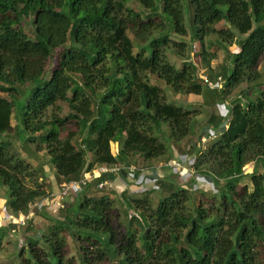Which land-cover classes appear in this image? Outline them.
<instances>
[{"label": "trees", "instance_id": "16d2710c", "mask_svg": "<svg viewBox=\"0 0 264 264\" xmlns=\"http://www.w3.org/2000/svg\"><path fill=\"white\" fill-rule=\"evenodd\" d=\"M189 32L206 64L209 36L236 50L218 72L199 79L190 61L180 58L176 68L167 58L169 48L179 57L187 49L171 35L183 39ZM51 59L56 64L50 78L35 85ZM262 61L264 0H0V185L6 190L0 193L1 212L37 211L32 206L49 197L47 163L59 193L62 184L101 166L117 167L124 179L138 159L144 165H135L136 171L156 177L151 189L118 191L124 214L117 225L122 215L114 200L92 189L111 177L91 175L70 201L64 199V207L56 206V216L42 214L50 225L41 234L33 231L25 247L18 240L20 263L264 264ZM26 83L33 88L25 97L19 87ZM243 84L247 88L228 103ZM163 87L178 95L207 93L216 109L225 102L227 112H210L205 125H195L200 110L168 102ZM19 101L16 139L32 145L21 150L36 167L13 147L11 117ZM60 103L67 114L61 115ZM211 132L215 137L202 146L200 138ZM189 137L190 150L181 146ZM161 160H178L188 172L179 176L172 168L164 174L157 167ZM249 163L252 171L245 174ZM204 182L213 196L196 203V190L205 197ZM110 184L105 186L115 189ZM160 189L167 194L154 207L146 193ZM16 227H0V252L6 233ZM68 238L77 245L76 258L68 257Z\"/></svg>", "mask_w": 264, "mask_h": 264}, {"label": "rangeland", "instance_id": "374dc122", "mask_svg": "<svg viewBox=\"0 0 264 264\" xmlns=\"http://www.w3.org/2000/svg\"><path fill=\"white\" fill-rule=\"evenodd\" d=\"M129 6L135 10L141 11L140 6L135 2H130ZM184 23H185V26L188 28L190 25V21H189V15L187 12H185ZM223 27H224L223 23L216 25V28L218 30L223 28ZM23 29H24L25 33L32 38L33 33H32V28L29 25V22H27V21L24 22ZM129 37L133 40L132 35ZM171 39L176 40L177 42H185L187 44V49H185L183 57L177 56V54L174 53L173 48L167 49L168 61L171 64H173L176 68H180L182 66L183 60L190 61L191 63H193L197 67V75L199 76V79H201L202 76L204 78H207V75L212 76V75H214L213 72H218V70H220L219 66H221V64H223L222 62H226V60H228V58L226 57L228 55V53H233L234 50H236V46H233V45L232 46H226V47H224L223 45L220 46L219 45L220 43L216 40L215 36H209L205 39V44H204L205 49L207 50L206 58H208L207 59L208 64H206L203 62L201 55H200V52H201L200 51V45L198 43H196V44L191 43L190 32L183 39L176 38L173 35H171ZM137 50L138 49H135V52ZM180 58H184V59L181 60ZM55 64H56L55 59L48 60L47 65H46L47 70L45 71L43 77L38 82H36L35 85H41L44 81H47L50 78V71L55 67ZM260 72L262 74L261 82L263 83L264 82V61H262L260 64ZM150 78H151V79H149L150 82L155 83V80H156L155 77L150 76ZM31 88H33L32 83H26L25 85L19 87L21 92H23V91L25 92V97L27 96L28 91ZM246 88H247V85L243 84L238 90H236L232 94V96L230 97L232 99H229V98L226 99L227 102L230 103L233 100L234 96H237L238 91L245 90ZM163 91L165 93V97H166L168 102L176 104V105H182L183 107L188 108V109L200 110L199 111L200 114H198V116L195 117V122H194L195 125H198L200 123L204 124L207 120V116H208L207 114L210 112L217 113V111H218L220 114H224L227 112V106H226L225 102H224V104L219 105L218 108L216 109V107L213 105V103H211L212 102L211 98L209 97V94H207V93H205V95H203V96H198L196 98L193 95L186 96V95L174 94L172 92L170 93V90L166 87H163ZM205 100L208 102V104L206 106L203 104L205 102ZM21 101L24 102L25 99H22ZM21 101L18 102V103H20L19 106L15 105L14 114L11 117V124L16 127L14 129L13 134L11 135V137L13 139L12 143H13V147L15 148L17 153L23 159L30 162L34 167H36L37 163L35 161L31 160L30 157L28 158L27 157L28 155H26V153H23V151L21 150V147H25L26 149L27 148L32 149L31 148L32 145L30 143H28L27 141H24L23 138H21L20 142H18L16 139V133L15 132L17 129V124L19 123L18 122V115L20 118V114H21V110H20V107L22 104ZM60 108L62 110L61 115L67 114L68 107L65 103H60ZM193 139H194V137L193 138L189 137V139L187 138L186 140H184L181 143V146L185 147L188 144V148L190 150V143H191L190 141H192L191 144L193 145V143H194ZM21 144H22V146H21ZM116 145L117 144L111 146V150L113 152H115V150H117ZM23 150H24V148H23ZM40 156L44 157L46 160H48V157L45 154V152H42L40 154ZM159 163L164 164L166 162L164 160H161V161L157 162V165ZM135 165L141 166V165H144V163L142 164V160L138 159V160H135L134 166ZM183 167L187 168L186 165H183ZM252 168H253V163H249V164L245 165V167L243 168L244 173L245 174L251 173ZM44 169H45V171H47L46 172L47 174L54 175V174H52L53 170H52V167L49 165V163H47V165L45 166ZM170 169H172V168L164 167L162 169V171L164 174H166L167 172H169ZM187 170H188V168H187ZM259 171L261 172L262 168H260ZM173 177H174V179H176V181L182 180V182H183V179L179 178V176L173 175ZM190 179H189V181H190ZM54 181L56 182L55 178H54ZM206 181H207V179H206ZM247 182H248V180H244L243 183H247ZM153 185L155 186V184H152V186L151 185L149 186V189L153 188ZM202 185L205 186V188ZM202 185H200V187L203 188L204 190H206L205 197L203 198L202 195L200 194V191L196 190V192H195L196 203L199 201L205 202V200L207 198H211L213 196L212 192H214V191L211 190L209 187H208V189H206L207 184L205 182ZM44 186L46 187V190H47V184H45V181H44ZM111 186H112V184H111ZM201 188H199V189H201ZM92 189H93V192H95L97 196L106 195L109 198H111V200H114L115 206H116L118 212L121 213V215H122L121 218L119 219L117 225H123V214H124L123 211L124 210L121 209L122 206L120 205V200H119L120 193L118 192V190L113 189L109 186H104L102 189H99L98 186H93ZM5 191H6L5 188L0 185V193L3 194V192L5 193ZM166 194H167L166 191H163L161 189H160V191L158 190V191L146 193V195H148V199L151 201V204L154 207L157 205L159 200H161L164 196H166ZM142 195H144V194H142ZM46 202H47V200L46 201L44 200L42 203L47 204ZM3 206H5V201L3 202L0 200V216H2L1 211L3 210ZM36 209H37V211L36 212L34 211L35 216H34V218L32 220L33 222L31 224H29L27 227H19V228L16 227L17 231L15 233H11V232H8L9 234L6 233V236L3 238V241H2V250H4V251L0 252V264H21L20 259L18 257V249L20 248L19 243H18L19 237L21 239H23L22 246L25 247L26 246L25 244L27 242V238L31 234H34L33 231H39V233L41 234L45 230L46 226L50 225V222L47 221L45 218H43L42 214H46V215L48 214L50 216H54V215L56 216L57 215V211L52 212V211H48L46 209H43V210H41V209L39 210L38 208H36ZM68 245L70 247V252H69L68 257L69 258L72 256L75 257L77 255L76 243H74V241L71 238H68ZM26 255H27V253H26ZM73 260H74V258H73ZM75 264H78V263L75 262Z\"/></svg>", "mask_w": 264, "mask_h": 264}, {"label": "built area", "instance_id": "2783aa9c", "mask_svg": "<svg viewBox=\"0 0 264 264\" xmlns=\"http://www.w3.org/2000/svg\"><path fill=\"white\" fill-rule=\"evenodd\" d=\"M208 85L210 87H214V85L211 84V83H208ZM215 134H216L215 132H211V133H207L206 135H203L200 138V144L203 146L209 140L213 139L215 137ZM116 151L117 150H115V153H116ZM164 167L176 168L177 170H179V175L180 176H184L188 172L187 168L183 167L181 162H179L178 160L169 161V162L159 166V168L161 170ZM135 170H137V169L134 166L133 167L131 166L130 171L133 172ZM140 171L142 172L143 170H140ZM103 174L116 175V174H119V169L117 167L107 168L106 166H101L98 169L94 170L92 172V174L91 173H85L84 174V178L82 180H80V181H74V182L62 184L60 193L56 197L55 205L57 207H64V203H63L64 199L67 196H69L72 192H80L82 190V186L85 184L86 180H88L90 178L91 175L94 178H98V177H100ZM106 184H107L106 181L102 182V183H99L98 184V188L102 189ZM35 206H38V205L36 204V205H33L32 207H35ZM1 214H2V216H0V227H2L4 224H13V225H17L19 227H24L26 225V222L29 219H31L32 215H33L32 210H30L27 215H23V214L6 215L4 212H1ZM16 231L17 230L13 229L12 233H15Z\"/></svg>", "mask_w": 264, "mask_h": 264}, {"label": "crops", "instance_id": "0c3cea01", "mask_svg": "<svg viewBox=\"0 0 264 264\" xmlns=\"http://www.w3.org/2000/svg\"><path fill=\"white\" fill-rule=\"evenodd\" d=\"M202 78L204 79L203 76H202ZM194 97L197 98L198 96H194ZM159 166H160V163L157 165V167H159ZM134 167H136V166H134ZM126 171L124 172V175H125L124 179L121 177L122 175H121V172L119 171V174H116V175L110 174L109 178L110 177L111 178L109 180H106V181L109 182V184L111 182L112 186H114L115 189L118 188L116 190H118L119 192H121L125 187H128L127 189L130 192L138 190V189H144V190L146 189L147 190V189H149V186L150 185L152 186V184H154V182L156 181V179H155L156 177L152 176V173H150V171H147V177L144 176V173H146V172L139 173L136 170L133 172H131L130 170H126ZM189 179H190V177H189ZM45 184H47V192L49 194V197L44 199L45 201L47 200V204L41 203L40 205L37 206V208H39V210L40 209L43 210L41 208V206H43L44 209H46L48 211L55 212L57 210V207L55 205V200H56V197L58 196L60 186L56 184V182L54 181V177L51 174H48V176L46 177ZM67 199L69 201L71 200V194L69 196H67ZM0 200L4 202L3 199H0ZM34 211L35 210H32V213H33L32 218H34V216H35ZM19 239H21V238L19 237ZM2 251H4V250H2Z\"/></svg>", "mask_w": 264, "mask_h": 264}, {"label": "clouds", "instance_id": "9594fccd", "mask_svg": "<svg viewBox=\"0 0 264 264\" xmlns=\"http://www.w3.org/2000/svg\"><path fill=\"white\" fill-rule=\"evenodd\" d=\"M160 165H162V164H160ZM132 166H134V165H132ZM136 168V167H135ZM159 168V167H158ZM179 174V173H178ZM110 175V174H109ZM180 176V175H179Z\"/></svg>", "mask_w": 264, "mask_h": 264}]
</instances>
